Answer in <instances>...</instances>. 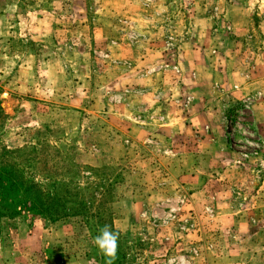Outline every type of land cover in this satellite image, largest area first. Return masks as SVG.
Segmentation results:
<instances>
[{
    "label": "rangeland",
    "instance_id": "1",
    "mask_svg": "<svg viewBox=\"0 0 264 264\" xmlns=\"http://www.w3.org/2000/svg\"><path fill=\"white\" fill-rule=\"evenodd\" d=\"M23 146L95 215L0 218V264H105L104 225L114 264H264V0H0Z\"/></svg>",
    "mask_w": 264,
    "mask_h": 264
},
{
    "label": "trees",
    "instance_id": "2",
    "mask_svg": "<svg viewBox=\"0 0 264 264\" xmlns=\"http://www.w3.org/2000/svg\"><path fill=\"white\" fill-rule=\"evenodd\" d=\"M39 155L35 146L1 148L0 218H15L28 211L53 222L75 216L88 221L95 214L85 199L63 195L55 186L48 189L36 178L32 168Z\"/></svg>",
    "mask_w": 264,
    "mask_h": 264
},
{
    "label": "clouds",
    "instance_id": "3",
    "mask_svg": "<svg viewBox=\"0 0 264 264\" xmlns=\"http://www.w3.org/2000/svg\"><path fill=\"white\" fill-rule=\"evenodd\" d=\"M264 167V161L259 162ZM119 232H114L108 225L99 229V235L94 238L93 243L105 257V264H114L117 259Z\"/></svg>",
    "mask_w": 264,
    "mask_h": 264
}]
</instances>
